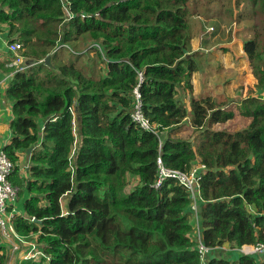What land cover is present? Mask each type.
<instances>
[{"label":"trees","instance_id":"1","mask_svg":"<svg viewBox=\"0 0 264 264\" xmlns=\"http://www.w3.org/2000/svg\"><path fill=\"white\" fill-rule=\"evenodd\" d=\"M255 1L235 0L225 18L206 0H0V33L20 43L25 66L0 80L12 113L2 150L21 202L9 225L41 254L9 263L11 245L0 242V264H264V26L243 42L258 93L238 100L250 122L236 131L209 128L234 112L211 97L206 67L190 96L199 65L188 54L189 16L240 22ZM62 48L87 59L63 61ZM137 84L156 133L131 119ZM188 116L196 147L168 134ZM159 155L198 169L195 198L174 178L154 187Z\"/></svg>","mask_w":264,"mask_h":264},{"label":"rangeland","instance_id":"2","mask_svg":"<svg viewBox=\"0 0 264 264\" xmlns=\"http://www.w3.org/2000/svg\"><path fill=\"white\" fill-rule=\"evenodd\" d=\"M206 1H209L208 6L213 12L217 11L218 5H223V16L225 18H227L228 15L230 16L234 10H237L234 6H238L235 5V0ZM241 5L244 4H240L239 6ZM249 6H251V10L245 15L248 20L244 19L240 22H234L232 19H230L231 21L227 19L223 21L220 19L219 21L216 15L202 18L199 13L189 16L188 19V33L190 35L188 54L193 55V58L199 65V71L196 72L199 75L193 76L195 80H193L194 85L190 96L198 95L201 85L200 77L201 79L203 78V69L206 67L207 71L210 73V78L207 77L206 79L209 78L208 83H210V88L213 92L211 97L218 99L225 109L234 112L232 118L224 122L211 124L209 128L212 130L233 132L246 127L250 122L249 117L243 116L240 113L238 100L248 95H256L258 93L256 88L257 80L250 69L248 55H246L243 50V42L250 39L249 37H253V28L262 30L264 26V11L261 0L252 2ZM223 16L222 18H224ZM260 18H263V22L259 20ZM233 22L235 23L234 26L236 30L232 32V37L228 38V34L231 35V31L234 28ZM87 39L88 37H81L79 41ZM229 39H231L230 43L227 42ZM219 41L220 43H226L228 46H222L221 48L214 46ZM61 51L64 52L61 60H73V62L79 66L85 62L84 59H87L85 56H79L75 59V55L67 53L66 48H62ZM209 54L211 56H209ZM217 61L220 62L217 63ZM217 65L220 66V68H218ZM226 79H228V82L225 83L224 81ZM181 98L188 103L190 97ZM166 132H168V129L163 130L162 134L164 135ZM168 134L173 138L188 139L195 144L196 147L199 142L200 130H196L191 126L190 116H188L176 127V129L170 130ZM24 169H26V167H24ZM196 229L197 228H195V230ZM0 242L5 244L7 249H9L11 242L16 243L13 235L7 240L1 239ZM32 256L38 260L41 254H39V251H32V253L27 254V251L23 249L20 251V254L18 252L11 253L10 251L8 262L12 263L14 258L16 259L17 257L29 258ZM43 264H45V262H43Z\"/></svg>","mask_w":264,"mask_h":264},{"label":"built area","instance_id":"3","mask_svg":"<svg viewBox=\"0 0 264 264\" xmlns=\"http://www.w3.org/2000/svg\"><path fill=\"white\" fill-rule=\"evenodd\" d=\"M70 14V12H69ZM93 45L98 46V43H94ZM66 46L64 43L57 44L54 50L59 47ZM21 45L18 42H13L8 44V50L11 52V65L17 67L18 70H23L25 68L24 65H21L24 56L20 54ZM139 80H142V75L139 73ZM134 97V107L131 111V119L132 121L138 125L140 128L144 130L151 131L156 133L155 127L151 124L150 120L144 114L141 103V94L139 91V84H137L133 90ZM157 164V176L156 181L154 183V187H158L162 181L166 178H174L180 184L184 185L191 193V197L195 198L196 193H198L199 183H200V175L198 169L194 167L190 172H185L179 169H174L171 167H167L164 165V162L159 155L156 160ZM12 169V163L7 158L6 154L0 149V234L3 239L7 240L12 236V228L10 224V217L14 212V208L9 212L7 209L9 206H13L14 202L17 199L18 188L11 183L8 179V175ZM200 193V192H199ZM199 196V194H198ZM192 209L195 211V220L196 225L198 227L199 223V213H197L196 203L193 204ZM22 242V245L19 243L11 242V252L14 253L19 246L23 247V250L27 251V254L38 251L36 244L33 242H28L23 240L21 237L19 238ZM24 245V246H23ZM249 247H251L249 249ZM263 246H251V245H243L241 247V251L244 253H252L255 251L263 250ZM198 251L205 255L210 251V248L206 247L202 242H199ZM40 254V252H39ZM34 257V256H32Z\"/></svg>","mask_w":264,"mask_h":264},{"label":"crops","instance_id":"4","mask_svg":"<svg viewBox=\"0 0 264 264\" xmlns=\"http://www.w3.org/2000/svg\"><path fill=\"white\" fill-rule=\"evenodd\" d=\"M214 46L221 47V46H227V44L220 43L219 41ZM10 58H11V52L8 50V37L6 35V32H1L0 33V80L5 83L6 81H4L3 79L7 78L8 80V78H11V75H12L11 71L9 70L11 64L6 63V60L8 61V59ZM219 62L220 61H217V63ZM197 75L199 74L198 73L193 74V76H197ZM193 80H195L194 77H193ZM5 88H6V85H3L2 87H0V92H1L0 93V149H2V147L6 143L9 142L10 137L12 135L11 130L9 128V122L12 119L11 102L4 98ZM23 164L27 165L26 159L23 161ZM63 203H65L64 200H63ZM13 208H14L13 213L15 212L21 213V202L15 201V203L13 204ZM223 249H226V250L229 249L228 245L224 244Z\"/></svg>","mask_w":264,"mask_h":264},{"label":"water","instance_id":"5","mask_svg":"<svg viewBox=\"0 0 264 264\" xmlns=\"http://www.w3.org/2000/svg\"><path fill=\"white\" fill-rule=\"evenodd\" d=\"M49 60H50V55H47V56L45 57V63H49ZM30 63H32V62L30 61ZM30 151H31V148H29V149L27 150L28 153H30Z\"/></svg>","mask_w":264,"mask_h":264},{"label":"bare ground","instance_id":"6","mask_svg":"<svg viewBox=\"0 0 264 264\" xmlns=\"http://www.w3.org/2000/svg\"><path fill=\"white\" fill-rule=\"evenodd\" d=\"M251 247H249V249H250Z\"/></svg>","mask_w":264,"mask_h":264},{"label":"clouds","instance_id":"7","mask_svg":"<svg viewBox=\"0 0 264 264\" xmlns=\"http://www.w3.org/2000/svg\"><path fill=\"white\" fill-rule=\"evenodd\" d=\"M252 246V245H251Z\"/></svg>","mask_w":264,"mask_h":264}]
</instances>
